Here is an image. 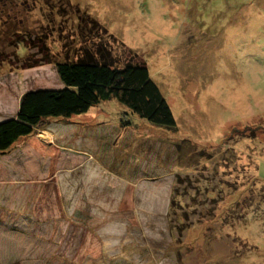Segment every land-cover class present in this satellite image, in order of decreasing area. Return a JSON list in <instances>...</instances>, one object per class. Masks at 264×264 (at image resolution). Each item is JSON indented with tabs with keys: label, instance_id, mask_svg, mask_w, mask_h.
I'll list each match as a JSON object with an SVG mask.
<instances>
[{
	"label": "rangeland",
	"instance_id": "rangeland-1",
	"mask_svg": "<svg viewBox=\"0 0 264 264\" xmlns=\"http://www.w3.org/2000/svg\"><path fill=\"white\" fill-rule=\"evenodd\" d=\"M99 42L177 131L111 101L0 155V264H264V0H0V122Z\"/></svg>",
	"mask_w": 264,
	"mask_h": 264
},
{
	"label": "trees",
	"instance_id": "trees-1",
	"mask_svg": "<svg viewBox=\"0 0 264 264\" xmlns=\"http://www.w3.org/2000/svg\"><path fill=\"white\" fill-rule=\"evenodd\" d=\"M105 45L99 42L92 49L95 52L83 49L78 59L56 63L62 88L36 89L22 96L17 114L0 122V155L44 130L48 121L70 123L111 101L119 103L129 119L137 116L155 128L177 131L171 108L147 68L119 65Z\"/></svg>",
	"mask_w": 264,
	"mask_h": 264
}]
</instances>
